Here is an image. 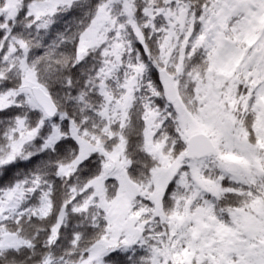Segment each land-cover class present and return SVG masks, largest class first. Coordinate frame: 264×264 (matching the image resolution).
<instances>
[{
    "label": "snow or ice",
    "instance_id": "snow-or-ice-1",
    "mask_svg": "<svg viewBox=\"0 0 264 264\" xmlns=\"http://www.w3.org/2000/svg\"><path fill=\"white\" fill-rule=\"evenodd\" d=\"M0 264H264V0H0Z\"/></svg>",
    "mask_w": 264,
    "mask_h": 264
}]
</instances>
